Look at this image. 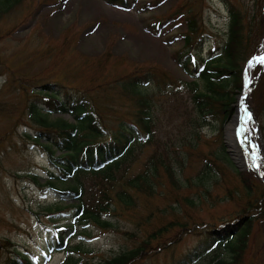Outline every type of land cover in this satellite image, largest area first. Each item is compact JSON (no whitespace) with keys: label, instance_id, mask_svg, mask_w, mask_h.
<instances>
[{"label":"rangeland","instance_id":"374dc122","mask_svg":"<svg viewBox=\"0 0 264 264\" xmlns=\"http://www.w3.org/2000/svg\"><path fill=\"white\" fill-rule=\"evenodd\" d=\"M229 2L244 13L243 20L250 25L249 45L254 49L259 35L260 41L264 35V0L260 12L256 7L259 0H130L127 5L107 0H0V263L14 247L31 264H61L68 258L72 264L84 260L102 264L104 258L136 246L146 231L160 223L174 219L188 225L206 223L178 233L173 243L146 248V253L130 264L163 263L191 247L207 224H220L238 211L251 210L248 202L264 192V75L250 97L252 84L264 66V45L260 42L257 61H248L250 57L242 61L241 80H248L249 112L241 125L242 138L238 137L240 160L234 158L226 143L225 127L235 113L241 88L233 82L225 85L232 99L219 130L218 119L192 126L189 117L194 110L185 92L192 76L175 57L183 44L179 32L185 28L183 16L188 11L195 13L200 24V51L204 56L209 49L219 51L215 45L220 46L225 38ZM155 17L161 23L149 28ZM196 39H190L192 52L198 50L193 46ZM151 69L167 74L179 86L159 90L149 75L140 83L142 93L150 98L154 142L138 151L121 180L143 170L151 151H161L164 156L166 152L183 184L177 191L191 196L194 203L186 208L184 199L171 200L163 175L156 173L151 179V196L138 192L130 208L115 205L100 212L98 219L107 223L99 225L70 206L76 203L74 196L59 191L72 183L71 179H53L55 187H41L49 179L46 153L40 145L45 139L36 132L40 124L28 105L32 101L42 105V95L36 91L43 89L44 83L55 88L52 82L57 80L64 85L61 89L89 94L85 93L102 125L112 131L119 122L131 120L132 112L137 113L133 99L123 93L118 80L128 72L141 75ZM41 110L49 121H74L68 112ZM195 129L196 142L191 134ZM187 138L194 142L191 153H186L187 143L182 144ZM204 156L212 158L215 167L205 165ZM244 169L248 170L249 192L245 178L237 172ZM169 203L175 208H167ZM56 206L62 208L56 210ZM260 208L264 214V203ZM256 220L246 237L240 264H264V217ZM60 224L70 226L62 246L52 236ZM215 251L228 257L225 247ZM213 255L211 251L193 264H210Z\"/></svg>","mask_w":264,"mask_h":264},{"label":"trees","instance_id":"16d2710c","mask_svg":"<svg viewBox=\"0 0 264 264\" xmlns=\"http://www.w3.org/2000/svg\"><path fill=\"white\" fill-rule=\"evenodd\" d=\"M107 1L127 5L130 0ZM262 3L263 0H259V5L256 6L258 11L263 10ZM227 4L228 20L224 41L220 46L215 45V49H219V51L214 53L212 49H209L207 56H204L200 51L202 36L195 13L188 11L183 16L185 28L179 32L183 44L175 52V57L192 76L186 83L185 88L186 95L190 99L194 110V115L189 117L192 126L208 123V119H218L217 129L221 127L230 111L227 103L230 98L232 99L227 95L225 85L233 82L240 89L242 61L257 53L260 49V42L262 44L264 39L262 34L260 41V34L258 37L259 44H256L254 49L251 48V45H249L250 25L246 26L247 22L243 20L244 13L234 7L232 3ZM177 7H181V5ZM160 23L161 19L155 17L150 20L148 26L154 29ZM192 37L197 38L193 43V46L198 48L197 52L191 51L190 39ZM128 73L120 78L118 82L121 84L123 93L126 92L127 98L133 99L137 113L132 112L133 118L131 120L119 122L117 128L112 131L106 130L102 125L100 116L91 102L89 94L85 91L81 92V90L76 92L70 89H61L64 85L57 80L52 82L56 84L55 88L44 83L41 85L44 88L36 91V94L42 95V99H40L42 105L38 107L33 101L28 105L33 118L40 124L36 132L45 139L44 142H40V145L46 153L48 166L45 167V171L49 179L41 185L55 187L53 179L63 182L71 179L72 183L59 188V191L74 196L76 203H72L70 206H74L75 209L79 210L82 217L99 225L107 223L98 219L100 212L109 211L115 205L121 208H130L131 204L134 205L133 196L138 192L151 196L153 193L151 179L155 177L156 173L159 176L163 175L171 200L174 197H176V201H179V198L184 199L188 203H183L186 208L194 203L191 196H182L177 191V189L182 188L183 184L177 177L169 159L170 156L166 152L164 156L161 151L159 153L156 150L151 151L143 170L121 180L125 169L136 158L138 151L143 146L154 142L155 122L150 113V98L142 93L140 83H145L149 75L159 90L169 86L172 89L179 86L178 83L174 84L172 78H169L167 74L155 69L141 75ZM263 75L264 66L258 74L259 79L257 76L256 82L252 84L251 98V93L256 89L257 82L262 80ZM198 82H200V85H198ZM262 88V96H264V85ZM174 91L177 90H173V93ZM173 100L177 102L175 96H173ZM42 108L54 112H68L72 115L74 121L69 122L62 118L49 121L45 118V112L41 110ZM191 134H193V139L196 142L197 129L192 130ZM186 141L182 144L187 143L185 145L189 150L186 153H191L194 142L188 138ZM204 157L206 158L205 165L210 166L212 163V167H215L212 158ZM178 161L180 162V160ZM247 171V169H244V171L237 170L245 178L243 181L244 186L249 192L251 184L246 176ZM32 178L37 182L33 176ZM113 187H115V190ZM262 193L259 199L248 202L247 205L251 206V210H255L252 213L249 209L248 211H238L234 214L235 216L231 215L223 223H216L210 227L207 224L202 232L203 235L187 250L167 262L147 264H193L207 256L211 251L214 255L210 258V264H240L246 237L253 221L264 217V214H260V204L264 203L263 190ZM60 208L62 206L55 207L56 210ZM167 208L174 209L175 207L169 203ZM201 224L206 223L195 221L188 225L187 221L180 222L175 219L160 223L157 227L146 231L145 237L136 246L109 258H104L102 264H130L134 259L142 257L146 253V248H156L165 246V243H173L179 236L178 233L192 230L195 225ZM176 226H179V229H174ZM69 228L68 224L55 226L53 238L58 246L63 245L64 235ZM171 229H174V231L168 233ZM127 234L131 233L127 232ZM150 240L159 241V243L150 245ZM5 242L7 243V240ZM220 246L228 250V257L217 255L215 249ZM70 260L68 258L61 264H72ZM0 264L31 263L26 255L20 253L14 247H10L9 252ZM81 264L89 263L84 260Z\"/></svg>","mask_w":264,"mask_h":264},{"label":"bare ground","instance_id":"6f19581e","mask_svg":"<svg viewBox=\"0 0 264 264\" xmlns=\"http://www.w3.org/2000/svg\"><path fill=\"white\" fill-rule=\"evenodd\" d=\"M240 92L242 93L240 94L238 98L235 113L232 115L230 121L227 123L225 127L226 143L229 149L231 150L232 154L234 155V158H236L237 160H240L238 137L241 132V124L243 122L244 115H246L249 112L247 104H246V97L248 93V80L247 79L245 80V82H243L242 89ZM256 155L262 157V155H259L258 153H256Z\"/></svg>","mask_w":264,"mask_h":264},{"label":"snow or ice","instance_id":"6c2138e0","mask_svg":"<svg viewBox=\"0 0 264 264\" xmlns=\"http://www.w3.org/2000/svg\"><path fill=\"white\" fill-rule=\"evenodd\" d=\"M262 62H264V59H262ZM251 63V62H250Z\"/></svg>","mask_w":264,"mask_h":264}]
</instances>
